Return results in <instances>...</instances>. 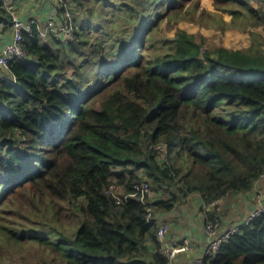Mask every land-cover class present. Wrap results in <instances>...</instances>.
Returning a JSON list of instances; mask_svg holds the SVG:
<instances>
[{
	"label": "trees",
	"instance_id": "1",
	"mask_svg": "<svg viewBox=\"0 0 264 264\" xmlns=\"http://www.w3.org/2000/svg\"><path fill=\"white\" fill-rule=\"evenodd\" d=\"M189 1L70 0L74 40L24 34L26 57L5 70L14 82L0 78V264L7 246L26 245L48 253L39 264H170L159 216L197 194L208 222L223 200L254 191L264 35L213 50L184 29L156 35L165 20L195 15ZM215 3L232 25L264 24V0ZM2 23L6 31L12 19L0 0ZM144 183L151 196L136 189ZM111 185L123 194L107 193ZM36 200L51 202L57 223L39 219ZM64 203L78 217L72 230ZM201 264H264V209Z\"/></svg>",
	"mask_w": 264,
	"mask_h": 264
},
{
	"label": "rangeland",
	"instance_id": "2",
	"mask_svg": "<svg viewBox=\"0 0 264 264\" xmlns=\"http://www.w3.org/2000/svg\"><path fill=\"white\" fill-rule=\"evenodd\" d=\"M34 2H40L39 0H31ZM105 0H82V4L101 6ZM51 9V7H50ZM54 9V6H53ZM88 11V10H86ZM98 11V10H97ZM186 14L195 12L194 16L189 15L187 18L179 19L178 16H173L170 19L165 20L159 31H156V35H164L168 37H174L178 30L184 29L189 33L194 34L199 43H201L203 49L213 50L218 47H226L229 49H247L252 46L255 41L253 33H262L264 35V24L256 27L248 24L246 27L238 25H232L231 16L223 9H219L215 0H190L185 9ZM10 80L14 82V78L10 77ZM250 197L243 199L245 195L231 196L228 199L221 202V214L220 224L222 226L231 225L241 222L245 217L264 200V186L260 185L254 191H251ZM115 193V192H114ZM116 194H123L122 189L118 190ZM200 202L197 197L192 195L183 205L181 204L175 209V216H180L181 221L190 222L201 226V219H193V216L198 215L200 212ZM38 209L45 212L39 219L42 218L48 220L51 223H57V219L54 217L53 209L50 205L51 202H42L36 200ZM33 206V205H31ZM62 220L65 227L73 229L78 223V217L75 211L70 208L67 203L63 204ZM204 211V210H203ZM166 220L171 222L168 217L164 216ZM171 219V218H170ZM23 226L37 227L33 222L23 220L21 223ZM39 227V226H38ZM37 227V228H38ZM2 244V242L0 241ZM8 248V260L5 264H39L51 260L47 252L39 246L26 245L20 246H7Z\"/></svg>",
	"mask_w": 264,
	"mask_h": 264
},
{
	"label": "built area",
	"instance_id": "3",
	"mask_svg": "<svg viewBox=\"0 0 264 264\" xmlns=\"http://www.w3.org/2000/svg\"><path fill=\"white\" fill-rule=\"evenodd\" d=\"M57 8L51 10L45 19L38 16L23 17L19 11L21 0H2V8L6 10L7 14L11 16V40L0 46V78L9 79L5 74V70L9 62L15 59H22L26 57L24 34L29 35L37 32L41 38L47 40L54 36L62 41H72L75 39L76 29L80 25L75 20L72 12V6L69 4L70 0H56ZM58 7L64 9L62 15L58 14ZM260 185L264 186V172L261 178L256 182L255 188ZM136 189H141L145 195L151 196L150 185L144 183L143 185L135 186ZM118 186L111 185L107 193L118 191ZM145 195L143 196L145 198ZM262 203V202H261ZM255 209L249 216L245 217L244 223L251 221L259 215L264 209V203ZM210 209V205L208 206ZM220 216H216L213 220L206 222L204 227V234L206 237L203 254L194 258L189 264H201L204 256L213 255L219 250L221 244L235 231L238 230V225L229 227L221 231L222 223L220 224ZM157 222V236L162 244L163 253L170 259V264H174L178 256L182 254H190L193 250V244L189 238H176L170 235L171 224L168 220L158 218Z\"/></svg>",
	"mask_w": 264,
	"mask_h": 264
},
{
	"label": "crops",
	"instance_id": "4",
	"mask_svg": "<svg viewBox=\"0 0 264 264\" xmlns=\"http://www.w3.org/2000/svg\"><path fill=\"white\" fill-rule=\"evenodd\" d=\"M40 2H32L31 0H21L19 5V11L20 14L23 17H30V16H38L42 19H45L48 13L54 9L57 8V1L56 0H39ZM51 7V9H50ZM3 23L0 24V46H2L7 41L11 40V26L8 30L3 31ZM253 192H249L244 194L245 197L243 199H246L251 196ZM240 194H235V196H238ZM243 195V194H241ZM234 196V194H233ZM194 197H197L199 200V195H194ZM224 201V200H223ZM222 201V202H223ZM264 203V200L263 202ZM261 203V204H262ZM260 205V204H259ZM257 205L256 207H258ZM201 208V207H200ZM255 209V208H254ZM175 210L172 213L164 214L163 216H159L161 219L166 220L164 216L168 217L169 220H171V228H170V235L174 236L176 238H189L193 244V250L190 254H182L178 256L177 260L174 262V264H189L194 258H197L203 254L204 251V245H205V234H204V227H205V213L203 209H200V212L198 215L193 216V219H201L202 224L201 226L191 223V220H188L187 222L181 221L180 216H175ZM249 215V214H248ZM247 215V216H248ZM246 216V217H247ZM171 218V219H170ZM244 221L241 220V222L235 224L239 225ZM227 227H232L231 225H227ZM226 228V226L224 227Z\"/></svg>",
	"mask_w": 264,
	"mask_h": 264
}]
</instances>
